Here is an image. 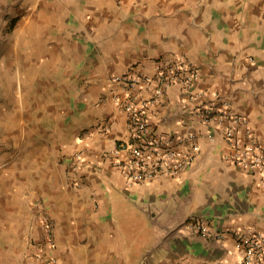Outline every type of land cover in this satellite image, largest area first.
<instances>
[{"label": "crops", "instance_id": "obj_1", "mask_svg": "<svg viewBox=\"0 0 264 264\" xmlns=\"http://www.w3.org/2000/svg\"><path fill=\"white\" fill-rule=\"evenodd\" d=\"M0 29V264H240L233 233H264V181L230 158L226 122L202 124L196 110L227 103L264 142V0H0ZM58 56L78 64L85 132L66 175L32 170L25 194L23 164L7 157L8 121L23 120L27 80ZM177 58L198 77L168 84L147 117L180 152L178 139L196 133L195 158L175 176L131 182L107 154L128 135L112 76L152 75ZM191 219L207 234H192Z\"/></svg>", "mask_w": 264, "mask_h": 264}, {"label": "built area", "instance_id": "obj_2", "mask_svg": "<svg viewBox=\"0 0 264 264\" xmlns=\"http://www.w3.org/2000/svg\"><path fill=\"white\" fill-rule=\"evenodd\" d=\"M3 35L4 32L0 29V43ZM198 74L195 66L185 59L177 58L157 64L152 75L125 72L112 76L118 88L113 92L112 100L126 112L128 135L116 139L107 154L129 181L144 182L161 174L175 176L195 158L198 149L196 133L188 132L178 139L188 146L186 151L180 152L171 139L152 135L147 111L159 101L168 84L179 81L185 88H189ZM143 81L154 84L147 95L141 94L138 89ZM226 104L203 106L196 110V115L202 124L215 122L222 125L226 122L223 132L231 147L230 158L235 164L252 171L264 181V142L254 133L248 119ZM207 135L211 137L210 134ZM74 157L75 160L79 159L78 150ZM44 221L50 237L49 222L47 218ZM186 225L192 234H207V228L199 219L188 220ZM233 234L242 245L240 264H249L264 255L263 232L248 230Z\"/></svg>", "mask_w": 264, "mask_h": 264}, {"label": "rangeland", "instance_id": "obj_3", "mask_svg": "<svg viewBox=\"0 0 264 264\" xmlns=\"http://www.w3.org/2000/svg\"><path fill=\"white\" fill-rule=\"evenodd\" d=\"M63 59L56 57L54 68L40 66L39 72L33 74L34 79L27 80L23 90V120L20 114L16 120L8 121V132L13 135L7 139L10 145L7 157L12 160L17 156L23 164L25 194L34 187L30 180L32 170L51 178L66 175L65 159L85 132L80 127L79 102L74 101L80 86L79 67L74 66V58L70 66ZM61 60L66 66L58 63ZM19 146L21 150L17 149Z\"/></svg>", "mask_w": 264, "mask_h": 264}]
</instances>
